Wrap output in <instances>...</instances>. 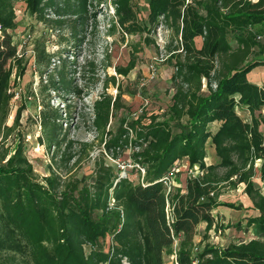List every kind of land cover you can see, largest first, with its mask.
<instances>
[{
    "label": "trees",
    "instance_id": "trees-1",
    "mask_svg": "<svg viewBox=\"0 0 264 264\" xmlns=\"http://www.w3.org/2000/svg\"><path fill=\"white\" fill-rule=\"evenodd\" d=\"M17 2H24L27 12L38 21L59 30L71 28L75 37L84 31L94 6L92 0H0V135L5 138L20 124L21 108L14 124L7 122L17 78L26 73L25 57L17 53L18 45L9 34L18 27ZM111 3L113 28L118 27L123 35L139 34L150 44L151 38L144 33L159 25L171 30L166 47L175 59L171 77L175 91L169 118L159 120L158 115H152L145 121L146 115L141 114L136 119H122L116 131L109 130L114 112L125 106L120 93L108 92L110 83L104 84L93 104L92 126L99 145L114 158L132 147L133 161L146 167L143 182L121 176L104 156L96 160L91 174L72 180V169L80 158L78 152L67 150L61 157L74 164L64 175L52 169L39 182L20 138L13 152L0 151V220L29 240L35 264H148L151 254L145 219L166 221L168 199L162 179L177 161L187 158L190 166L202 171L226 168L225 179L234 186L244 183L258 211L246 218L247 226L253 227L258 237L229 244L210 264H264V88L248 79L250 71L264 66V0H149L143 16L133 0ZM132 45L129 62L115 66L122 76L136 66L141 46ZM38 54V61L46 67L52 63L57 66L54 56L44 49ZM59 62L61 70L51 79L59 83L54 85L57 90H69L66 68L70 62L62 56ZM93 66L94 62L87 61L81 69L92 70ZM110 81L120 88L114 75ZM238 108L249 111L251 120L244 119ZM43 115L41 125L48 145L61 147L66 137L57 122L59 117ZM183 120L182 130L175 132L171 123ZM215 121H221L216 131L211 127ZM209 139L220 159L217 165L206 163ZM87 146L86 142L79 145L82 150ZM257 160L262 161V186H256L249 172ZM113 200L115 208L121 210L111 207ZM35 233L50 247H35L29 237ZM86 245L90 246L88 252ZM0 264L17 263L5 256Z\"/></svg>",
    "mask_w": 264,
    "mask_h": 264
},
{
    "label": "rangeland",
    "instance_id": "rangeland-1",
    "mask_svg": "<svg viewBox=\"0 0 264 264\" xmlns=\"http://www.w3.org/2000/svg\"><path fill=\"white\" fill-rule=\"evenodd\" d=\"M148 1L133 0L141 16L147 13ZM92 3L94 6L85 25V34L83 31L77 37L69 27L59 30L38 21L27 12L24 2L15 3L18 27L10 30L9 34L18 45L17 53L25 57L26 73L17 78L13 111L7 122L13 125L16 112L21 108L20 124L7 138L0 135V151L13 152L17 139L23 138L26 155L34 165L35 179L39 182H43L52 169L62 175L67 172L74 164V161L68 163L65 157H61L67 150L68 153L78 152L80 158L79 164L72 169V180L91 174L96 160L104 156L121 176L129 175L135 183H142L144 176L133 161L132 147L114 158L112 153L104 151V146L99 145L97 131L92 126L93 104L102 94L104 84L110 83L108 92L115 96L120 93L125 106L114 112L109 130L116 131L122 119H136L141 114L146 115L145 121H149L152 115H158L159 120L169 118L175 91L171 78L175 59L166 47L171 40V30L159 25L153 32L144 33V37L149 35L152 40L147 44L139 34L123 35L118 27L113 28L114 6L111 0H92ZM230 41L232 46H237L233 35ZM133 43L141 46L136 54V66L128 75L122 76L115 66L129 62L134 52ZM43 49L46 54L54 56L57 66L52 63L51 67L55 69L38 61V52ZM61 56L70 62L66 68L69 90L64 87L57 90L54 85L59 83L51 79L53 75L57 78L61 70ZM87 61L94 62V69H81ZM111 75L116 77L119 89L110 81ZM237 110L244 119L251 120L247 110ZM44 112L46 116L56 114L59 117L57 122L66 137L61 147L48 145L47 133L41 125ZM184 123L185 120L180 123L173 121L171 125L175 132H179ZM84 142L90 146L82 150L79 145ZM213 147V142L208 140L207 165L220 163ZM261 163L257 160L249 169L256 186L263 185L259 171ZM172 175L171 189L165 187L168 199L166 221L145 219L150 239L148 264H210V260L229 244L258 237L254 228L247 226L246 220L257 215L258 211L245 192L244 183L234 186L225 179L226 168L202 171L198 166H190L188 159L183 158L172 167ZM198 183L204 186L199 187ZM114 204L113 200L111 207L115 211L122 209L115 208ZM29 237L35 247H50L49 242L39 241L36 233L29 234ZM108 237L105 239L106 250ZM0 241L3 247L0 248V258L6 256L17 264H35L29 240L21 232L10 230L4 219L0 220ZM85 248L87 252L90 250L89 245Z\"/></svg>",
    "mask_w": 264,
    "mask_h": 264
},
{
    "label": "crops",
    "instance_id": "crops-1",
    "mask_svg": "<svg viewBox=\"0 0 264 264\" xmlns=\"http://www.w3.org/2000/svg\"><path fill=\"white\" fill-rule=\"evenodd\" d=\"M248 79H250L251 81L257 83L258 85H260L264 88V66L256 67L255 69L250 71L248 74ZM238 109H240V108H238ZM220 122L215 121L211 124V127H213L212 129L214 131H216L218 129ZM209 140H211V139H209ZM213 146H214V144H213ZM212 149L215 151V146ZM256 213L258 214V212H256Z\"/></svg>",
    "mask_w": 264,
    "mask_h": 264
},
{
    "label": "built area",
    "instance_id": "built-area-1",
    "mask_svg": "<svg viewBox=\"0 0 264 264\" xmlns=\"http://www.w3.org/2000/svg\"><path fill=\"white\" fill-rule=\"evenodd\" d=\"M136 165H138V167H140V169L143 173V176H144L146 173V167L140 166L139 164H136ZM162 180H163L164 186L167 187L168 190H170L172 187V183H173L172 169L169 171V173Z\"/></svg>",
    "mask_w": 264,
    "mask_h": 264
}]
</instances>
